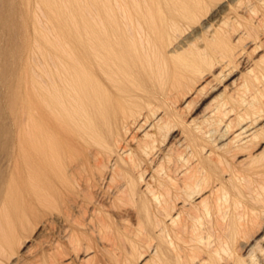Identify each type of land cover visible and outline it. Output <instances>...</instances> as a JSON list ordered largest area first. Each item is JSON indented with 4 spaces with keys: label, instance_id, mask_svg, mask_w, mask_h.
Listing matches in <instances>:
<instances>
[{
    "label": "bare ground",
    "instance_id": "obj_1",
    "mask_svg": "<svg viewBox=\"0 0 264 264\" xmlns=\"http://www.w3.org/2000/svg\"><path fill=\"white\" fill-rule=\"evenodd\" d=\"M221 1L0 3V264L43 205L64 224L56 236L49 222L47 264H264L258 243L242 254L259 198L229 163L264 131V107L256 96L226 119L237 78L201 121L178 108L243 61L227 22L170 49Z\"/></svg>",
    "mask_w": 264,
    "mask_h": 264
},
{
    "label": "rangeland",
    "instance_id": "obj_2",
    "mask_svg": "<svg viewBox=\"0 0 264 264\" xmlns=\"http://www.w3.org/2000/svg\"><path fill=\"white\" fill-rule=\"evenodd\" d=\"M238 1L239 0L221 1L217 6L213 7L199 23L192 25L188 30L179 32L177 35L178 38L175 39V42L173 41V46L170 47V49H173L175 46H179V44L182 45L183 41L186 42V40H189L191 37H195L196 35L200 36L205 27L209 28L210 25L216 26L223 22H227L224 29H222V33H227L229 36H233L234 34L239 35V39L234 41V46L236 51H242V53H244V55H242L243 57H241L243 61L240 60L242 63L240 62L241 64L236 65L237 72L231 80L222 82V80H218L217 76L209 75L206 78V82L203 84L205 88L198 94L192 95L189 98L188 102L190 105L188 107H186L188 103L185 106L179 105L178 108L180 110L182 109L181 111L185 116L184 118H187L189 113H191L194 114V117H199V121H201L203 116L211 112L219 102L217 95L223 88H221L220 91H216L215 88L222 84L229 85L237 78L239 79L237 84L235 86H229L227 91V93L233 97L229 100V104L226 108L228 112L226 119H235L237 113H243L247 110L248 107L246 103L256 96L260 103V107L257 111L264 107L262 106L264 103V1ZM0 3L3 6L9 7L12 11L17 9V0H0ZM231 7L234 8L233 11L229 10ZM245 100L247 102H245ZM250 116L252 115L246 117L249 118ZM251 119L252 118H250L249 121H251ZM9 125V120H5L1 124L2 131L0 132L3 133L2 139L5 141H8L9 136L4 129L9 127ZM235 125L236 122L233 123V126ZM215 126H217L216 121H212L210 124L211 129H214ZM214 137L216 136L214 135ZM7 153V148L5 150L4 146L1 144V173H3L2 170L8 167L6 160ZM248 154L251 157L247 160H243L245 158L244 156ZM229 163L238 167L239 173L246 176V180L248 181L247 184L256 191L259 198L256 204H258L257 213L259 214V223L261 227L254 229L253 235H249L252 237L254 236V238H250V241L248 240V245H244L247 239L242 242L241 246H244L242 254L247 256L254 245L258 243L256 250L259 253L260 259L263 260L264 252L260 250L261 248L264 249V131L250 142L239 154L236 156L229 155ZM58 213V210L52 212L47 205L39 207V216L31 220L32 226L28 235L19 240L16 246V253L4 264H47L48 260L46 257H48L50 251L48 242L52 237L50 231L51 226L49 227L51 218L55 221V226L57 227L58 225L57 228H59H55V230L57 229L56 236L57 233L62 235L60 229L64 227L61 219H58L60 218ZM61 226L62 228H60ZM102 259L103 258H97L94 260V263L91 262L89 264H108L104 263L106 259ZM182 260L184 263L185 258ZM84 261H82V263L79 259H75L70 262V264H86Z\"/></svg>",
    "mask_w": 264,
    "mask_h": 264
}]
</instances>
